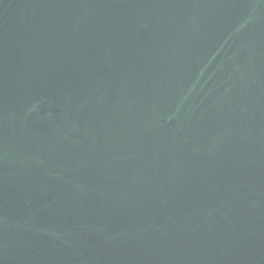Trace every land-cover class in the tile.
I'll list each match as a JSON object with an SVG mask.
<instances>
[{
    "label": "water",
    "instance_id": "water-1",
    "mask_svg": "<svg viewBox=\"0 0 264 264\" xmlns=\"http://www.w3.org/2000/svg\"><path fill=\"white\" fill-rule=\"evenodd\" d=\"M0 264H264V0H0Z\"/></svg>",
    "mask_w": 264,
    "mask_h": 264
}]
</instances>
